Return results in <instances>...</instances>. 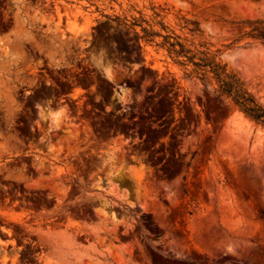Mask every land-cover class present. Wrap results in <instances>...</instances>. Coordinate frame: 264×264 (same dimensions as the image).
<instances>
[{
  "label": "rangeland",
  "instance_id": "1",
  "mask_svg": "<svg viewBox=\"0 0 264 264\" xmlns=\"http://www.w3.org/2000/svg\"><path fill=\"white\" fill-rule=\"evenodd\" d=\"M257 20L264 0H0V264H264V127L162 46L264 107Z\"/></svg>",
  "mask_w": 264,
  "mask_h": 264
},
{
  "label": "trees",
  "instance_id": "2",
  "mask_svg": "<svg viewBox=\"0 0 264 264\" xmlns=\"http://www.w3.org/2000/svg\"><path fill=\"white\" fill-rule=\"evenodd\" d=\"M248 23L251 28L245 31L242 37L264 41V20ZM145 32L147 35L143 38H149L148 31ZM162 46L167 49L173 61L185 68L189 75L209 76L215 82L220 96L229 99L247 118L264 127V107L249 92L244 82L228 71L225 65H221L215 56H211L207 51H196L188 47L178 36L165 35Z\"/></svg>",
  "mask_w": 264,
  "mask_h": 264
},
{
  "label": "bare ground",
  "instance_id": "3",
  "mask_svg": "<svg viewBox=\"0 0 264 264\" xmlns=\"http://www.w3.org/2000/svg\"><path fill=\"white\" fill-rule=\"evenodd\" d=\"M60 16L58 17L59 18V20H58V22H56V32H58L59 30H60V25H61V22H62V18H61V16H62V14H59ZM53 17V16H52ZM45 19V18H44ZM46 20H47V18H46ZM52 21H54V19L52 20ZM71 28V27H70ZM61 30L63 31V29L61 28ZM63 35H65L64 34V32H63ZM63 37V36H62ZM57 120V119H56ZM60 122V120L58 119L57 120V122ZM59 125V124H58ZM60 126V125H59Z\"/></svg>",
  "mask_w": 264,
  "mask_h": 264
},
{
  "label": "flooded vegetation",
  "instance_id": "4",
  "mask_svg": "<svg viewBox=\"0 0 264 264\" xmlns=\"http://www.w3.org/2000/svg\"><path fill=\"white\" fill-rule=\"evenodd\" d=\"M45 70H42V72H44Z\"/></svg>",
  "mask_w": 264,
  "mask_h": 264
}]
</instances>
